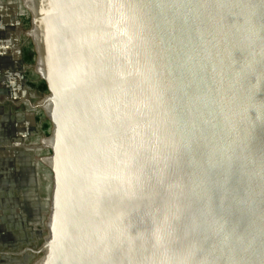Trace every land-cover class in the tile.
Here are the masks:
<instances>
[{"label": "water", "instance_id": "obj_1", "mask_svg": "<svg viewBox=\"0 0 264 264\" xmlns=\"http://www.w3.org/2000/svg\"><path fill=\"white\" fill-rule=\"evenodd\" d=\"M49 94L30 264H264V0H26Z\"/></svg>", "mask_w": 264, "mask_h": 264}, {"label": "rangeland", "instance_id": "obj_2", "mask_svg": "<svg viewBox=\"0 0 264 264\" xmlns=\"http://www.w3.org/2000/svg\"><path fill=\"white\" fill-rule=\"evenodd\" d=\"M31 18L26 0H0V40H5L7 30L10 39L13 31L15 102L30 114L29 136L25 137V151L30 155L29 186L20 193L21 201L9 202L14 208L0 207V231L4 230L8 238L0 241V264L16 261L30 264L40 255L38 252L49 235L47 223L54 184L53 173L44 162L51 154L45 140L51 131V122L44 110V100L49 92L39 89L44 80L38 71L35 45L29 35ZM29 53L34 56L27 61L25 57Z\"/></svg>", "mask_w": 264, "mask_h": 264}, {"label": "crops", "instance_id": "obj_3", "mask_svg": "<svg viewBox=\"0 0 264 264\" xmlns=\"http://www.w3.org/2000/svg\"><path fill=\"white\" fill-rule=\"evenodd\" d=\"M6 33L5 40H0V207L14 208L9 202L21 201L20 193L29 186L30 155L25 151V137L29 136L30 114L15 102L13 31L10 39L8 30ZM3 231H0V241L8 239ZM12 263L21 264L19 261Z\"/></svg>", "mask_w": 264, "mask_h": 264}, {"label": "trees", "instance_id": "obj_4", "mask_svg": "<svg viewBox=\"0 0 264 264\" xmlns=\"http://www.w3.org/2000/svg\"><path fill=\"white\" fill-rule=\"evenodd\" d=\"M33 56H34L33 53H29V54L26 55L25 59H26L27 61H30V60H32ZM39 89L42 90V91H46V90H47V86H46V84H45V83H42V84L39 86ZM45 127L48 128L49 126L46 125Z\"/></svg>", "mask_w": 264, "mask_h": 264}]
</instances>
